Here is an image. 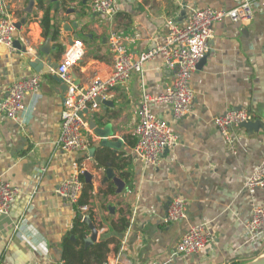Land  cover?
I'll list each match as a JSON object with an SVG mask.
<instances>
[{"label": "crops", "instance_id": "obj_1", "mask_svg": "<svg viewBox=\"0 0 264 264\" xmlns=\"http://www.w3.org/2000/svg\"><path fill=\"white\" fill-rule=\"evenodd\" d=\"M242 1L115 0L116 12L107 18L91 13L90 0H44L59 29L54 41L44 37L45 11L37 8V0H0L15 23L25 20L16 38L21 48L10 52L0 45V102L14 83L34 76L42 79L40 92L25 97V111L17 121L0 118V177L22 191L10 214L0 216L1 264H67V237L78 241V235L71 234L77 204L56 194L73 173V161L59 143L66 85L57 68L66 48L75 40L83 43L84 57L72 72L77 85L85 87L95 76L112 74V32L130 52L140 54L163 42L169 19L185 24L195 9L232 10ZM250 1L255 4L250 24L223 20L214 26L207 57L191 80V113L175 121L170 106L150 103L178 137L158 167H144L132 149L144 95L165 94L174 83L175 72L162 58L146 62L142 74L111 92L108 104L87 114L90 149L74 159L83 170L84 189L92 186L88 204L98 236L89 246L79 239L74 248L93 251L109 242L108 251L99 254L103 261L93 255L84 260L87 264H250L264 257V238L246 230L252 206L264 208V187H246L264 157V130L234 127L232 150L215 123L230 110L246 109L253 121L264 124V0ZM67 9L82 18L78 30H68ZM37 60L43 63L41 72L32 66ZM92 121L100 129L111 125L114 136L107 140H122V146L97 148L92 157L90 150L101 143L90 128ZM108 168L124 183L122 191L107 180ZM175 198L189 202L187 217L167 224L164 219ZM199 225L208 228L213 243L193 256L176 254L180 238ZM84 231L87 240L92 235L87 224Z\"/></svg>", "mask_w": 264, "mask_h": 264}, {"label": "built area", "instance_id": "obj_2", "mask_svg": "<svg viewBox=\"0 0 264 264\" xmlns=\"http://www.w3.org/2000/svg\"><path fill=\"white\" fill-rule=\"evenodd\" d=\"M254 5L250 0H243L232 10L195 9L185 24L169 19L163 42L140 54L130 52L119 40L117 34L112 32L109 37L113 53L112 74L105 78L95 76L85 87L77 85L72 72L73 67L84 57L83 43L75 40L66 48L57 68L58 76L67 86L61 115L59 143L63 153L73 161V173L58 187L57 196L73 204H78L82 198L83 170L74 157L90 149L85 135V130L89 127L87 114L97 112L101 102L106 101L115 88L130 81L135 74H142L146 62L160 57L164 60L166 68L175 72L174 83L165 94L154 97L144 95L139 120L134 130L137 141L132 149L133 154L144 167H158L163 154L177 144L178 137L170 123L152 111L150 103L170 106L175 121L187 117L191 113L195 99L191 80L199 63L209 52V42L213 38L214 26L223 20H230L235 24H250L254 20ZM90 11L100 17H113L116 12L115 0H90ZM15 24L4 6L0 4V45L6 46L10 52L16 51ZM41 87L40 76L14 83L0 102V118L17 121L21 113L25 111V97L38 94ZM249 120H252V115L246 109L230 110L215 118L216 125L232 150L235 148V141L231 130ZM246 187L252 190L264 187V157L259 168L246 182ZM21 192L19 187L11 185L0 177V216L10 214ZM188 208L189 202L186 199H173L165 216V223L174 224L185 220ZM79 210L84 217L93 213L90 204L80 206ZM18 229L20 230L19 227L16 228ZM246 230L253 236L264 238L263 207L252 206ZM213 241L214 237L208 228L205 225H199L189 229L180 238L175 251L178 255L193 256L208 248Z\"/></svg>", "mask_w": 264, "mask_h": 264}, {"label": "water", "instance_id": "obj_3", "mask_svg": "<svg viewBox=\"0 0 264 264\" xmlns=\"http://www.w3.org/2000/svg\"><path fill=\"white\" fill-rule=\"evenodd\" d=\"M57 7H60V4ZM32 11H33V3H31L29 5V7L27 8V13L31 14ZM66 13L70 16V21H71V24L67 26L68 30H73V29L78 30L83 24L82 18L79 20V18L75 15L74 9H67ZM24 23H25V20H22V22L15 24L16 25V32H15L16 38H18L19 32H20L22 25ZM65 29H67V28H65ZM72 43H74V41ZM15 47H17L19 49L21 48V44L18 40L15 41ZM44 52H46V51H44ZM206 57H207V55L204 57V59L201 60V62L199 64H202ZM32 66L37 70V72H41V69L43 68V63H41L40 60H37L34 63H32ZM65 88L67 90V86ZM101 103L102 104H108L109 102L102 101ZM239 127L244 128V129L248 130L249 132H259V130H261V129L264 130V124L261 120H256V121L249 120L247 122L241 123L239 125ZM90 128L92 130H94L97 137H99L101 139V143L96 145L93 149L90 150L92 157H93L94 151L97 148H107V149L118 150L122 146V144H123L122 140H115V141L107 140L108 138H111L114 136L111 125H108L104 129H100V128H98L97 124L92 121L90 124ZM167 151L168 150H166L165 152H167ZM106 175H107V180H109V179L113 180V182L118 186L119 191H122V189L124 187V183L122 182L121 179H119L115 176L113 170L108 168L106 170ZM86 179L88 182H90V177L88 175H86ZM84 222L88 225V227L90 228V230L92 232L91 237L86 240V245L89 246L97 240L98 229L95 226V224L93 223V221L89 215L84 218ZM250 264H264V260H255V261L251 262Z\"/></svg>", "mask_w": 264, "mask_h": 264}, {"label": "trees", "instance_id": "obj_4", "mask_svg": "<svg viewBox=\"0 0 264 264\" xmlns=\"http://www.w3.org/2000/svg\"><path fill=\"white\" fill-rule=\"evenodd\" d=\"M37 8L40 10H44V16L41 20V26L43 28V34L45 38H52L54 41H58L59 36V29L56 27L55 24H53V18L48 10H45V3L44 0H37ZM62 50V46H61ZM135 145V144H133ZM90 190H92V186L85 185V189L82 195L81 200L76 205V211H77V217L74 222V228L72 230V235H78V241L74 242L71 240V236L67 237V264H87L84 262L86 258H89L90 256H96L98 262H102L100 255L102 253H105L108 251V245L109 242L103 241L97 246H95V249L93 251H90L89 249H81L80 251L75 252L74 246H76L79 243V239H84L86 241V223L84 222V216L79 210L80 206L87 205L91 199ZM111 192V191H110ZM109 192V193H110ZM90 218L93 220V214L90 213ZM122 223L125 227L128 226V222L124 219L122 220Z\"/></svg>", "mask_w": 264, "mask_h": 264}, {"label": "bare ground", "instance_id": "obj_5", "mask_svg": "<svg viewBox=\"0 0 264 264\" xmlns=\"http://www.w3.org/2000/svg\"><path fill=\"white\" fill-rule=\"evenodd\" d=\"M258 260H264V257H262V258H260V259H258Z\"/></svg>", "mask_w": 264, "mask_h": 264}]
</instances>
